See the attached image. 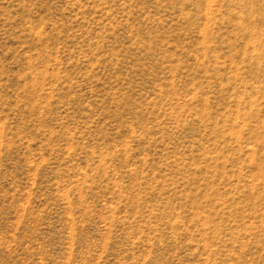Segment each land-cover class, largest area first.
<instances>
[{
	"label": "rangeland",
	"instance_id": "1",
	"mask_svg": "<svg viewBox=\"0 0 264 264\" xmlns=\"http://www.w3.org/2000/svg\"><path fill=\"white\" fill-rule=\"evenodd\" d=\"M0 264H264V0H0Z\"/></svg>",
	"mask_w": 264,
	"mask_h": 264
}]
</instances>
